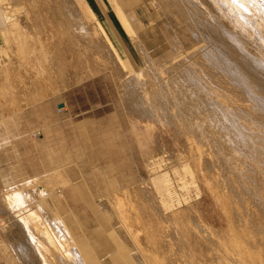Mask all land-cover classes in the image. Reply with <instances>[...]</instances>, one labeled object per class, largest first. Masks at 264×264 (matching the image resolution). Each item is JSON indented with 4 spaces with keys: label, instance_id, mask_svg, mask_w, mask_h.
Wrapping results in <instances>:
<instances>
[{
    "label": "rangeland",
    "instance_id": "obj_1",
    "mask_svg": "<svg viewBox=\"0 0 264 264\" xmlns=\"http://www.w3.org/2000/svg\"><path fill=\"white\" fill-rule=\"evenodd\" d=\"M58 1L23 0L20 4H25V8L20 15H24L22 18L20 16V20L22 19L21 23L26 24L31 40L33 38L31 45L35 55H32L28 63L35 64L36 59L41 61L47 53L46 56L49 57L48 54H50V57L54 58L60 68L59 71L56 73L46 65L48 68L42 71L43 75L41 76V73L36 72L37 76L28 66L25 69L11 66V76L0 78V107L1 105L4 108L15 106L13 95L6 94L7 89L5 88H10L11 82H18V80L20 86H23L24 80L31 86H40L41 92H60L67 87L74 86V92L84 93V95L77 94L75 98L96 102L85 106L89 108L84 112V114H87L86 118L80 119L83 128L81 127L82 130H79V133L76 132L74 126L72 128L70 125L66 129L65 135L60 137L61 141L57 143L58 154L60 153L59 149L63 150L64 148L63 152L70 153L73 157L72 162L59 166L53 174L23 176L7 174V164L10 166L16 165V152L9 149L4 150V144L0 143V191L6 187L9 188V186L23 187V193H25L23 198L27 202L26 204L24 202L25 206L36 209L42 221L50 224V226L56 224V216L53 214L54 209L49 207L48 203L50 202L47 199L43 200V198L46 193L45 197L48 195L53 197L60 204L57 207L59 214L61 213L63 219L67 220L66 222L71 229V231L68 229L69 232H64L66 229L62 226H65L59 225L58 232L63 231L61 233H64L61 239L66 243H70L72 240L73 244L71 246L77 244L97 264H134L135 262V264H138L139 261L141 262L139 264H149L146 263L143 255L140 254L141 252L135 249L134 246H132L133 248L130 247V237L127 236L124 228H121L123 225L118 220L119 217L114 216L117 214L116 207L113 203H110L114 193L125 190L129 186L139 187V185L145 186V189L149 192H154L168 212L189 205L191 207L190 217L193 214L194 219L208 223L215 231L216 236L213 238L215 240V253L212 255L205 240L208 237L207 234H200L194 222L189 221V223H186L185 221L184 225L187 230L185 232L189 237V250L193 254L196 264H215L212 259L216 260L221 255V250L227 253L232 252V250L238 252L236 245L231 246L232 250H227L222 246L223 241L231 243L233 240H235L234 244L242 245V248H245L244 251H250L246 255L249 261L248 264H251V260L260 259L264 255L263 250H260L264 249L260 240L261 237L252 236L251 233H248V236L245 231H249L248 227L251 223L249 220L253 218L257 222L259 214L255 211L256 206L254 203H251L252 214L243 205L244 183L241 182L242 186H239L230 182V188L225 187V190L223 189L228 193V198L232 202L229 206L230 210L228 209L230 214H228L226 209L217 201L211 187L201 178L197 167L196 154L190 151L186 137L183 134L173 133V128L170 125H162L157 121L147 125L140 122V119L130 118L126 114L118 90V84L123 79L121 77L122 72L111 60L105 43L94 50L89 46L85 48L80 38L71 32L68 35L65 33L68 37L59 33V22L61 18L64 20V17L59 9ZM175 1L178 0H77L79 5L86 10L87 15L108 27L114 37L116 47L120 48L122 52L124 50L123 53L127 56L130 55L128 60L125 55L124 58L129 63L131 62L133 68L137 70L141 66H145L139 50L140 46L143 47L144 45L143 48H146L154 62H157V65L160 62V64H163L164 59L171 55V51L178 48L177 42H181L186 49L198 47L195 44V42L197 43L195 37L189 31L191 30L188 27L190 22L185 21L184 16L177 9ZM2 3L3 10L6 12L10 1L8 0V3L4 5V0H2ZM35 12L40 14L41 19L37 18ZM120 14L126 20L130 18V22L129 19L127 22L133 34L136 33L135 36L138 37H136L137 42H135V45L121 25ZM1 18H3V13L0 3ZM43 25L47 28V34L52 35L44 42L46 46L43 44V47H40L36 38L40 35L39 37L43 40L45 30ZM74 38H77L78 41ZM120 39L129 52L125 51V46ZM140 41L142 45L139 43ZM2 42L1 37L0 45ZM72 42L77 46L79 45L76 46L77 49H75V45L74 48H70ZM80 43L82 44L80 45ZM137 44L139 49L136 46ZM36 47L43 50L39 51L40 48L37 49ZM68 49L70 51L72 49V52ZM35 50L44 53L40 54ZM73 50H77L76 53ZM179 57L182 58L183 55ZM2 64L4 67V57L2 58ZM110 68L114 69L111 70ZM42 97L44 95H41ZM3 116L0 113V119ZM86 123L92 125L88 127L85 125ZM156 145L160 146L159 150ZM242 149L245 152V148ZM245 158V161L250 163V159ZM235 163L237 162L233 161L234 166ZM63 168L65 170L62 171ZM234 170L237 169H234V167L233 169H227L225 167V169L219 168L215 171L220 174L221 178H225L229 176V173L231 175ZM34 176H39V178L34 180ZM257 178L260 180L259 176ZM257 178H255L256 183L259 182L257 187H261V182ZM38 184L47 190L46 193L40 195L34 192L37 190ZM140 195L141 192L139 191L138 198H141ZM132 199H135L134 195L129 198L130 201ZM141 202L136 204L138 216L143 219V223H147L148 226L152 227L153 235L156 236L155 239L162 241L160 236L167 233L163 227L164 223L161 222L148 202ZM239 205L244 207L239 208ZM0 210L3 211V209ZM130 211L133 212V210ZM4 212L6 211L0 213V264H56L50 255H43L34 241H31L29 233L23 223L20 222V219L13 216L9 217L10 211H8L9 214ZM237 213L239 217H242H240L239 222L237 221L241 225L240 230L241 232L245 231V236L242 237L246 238L249 244L247 242L245 244L237 236L238 231L234 228L237 224L235 222ZM244 213L245 215H243ZM123 218L127 219L126 223L128 225H132V215L127 214ZM75 222L79 227H76ZM68 233L72 237L71 239L67 235ZM35 234H37L35 237L41 235L38 230H35ZM255 238L259 241H254ZM166 249V247H160L161 251ZM135 250L138 253L134 252ZM131 252L135 253L136 259ZM176 255L173 257L178 262L179 256ZM233 258H235V264H242L241 259ZM182 260L185 262L187 258L182 257ZM176 264L182 263L178 262Z\"/></svg>",
    "mask_w": 264,
    "mask_h": 264
},
{
    "label": "bare ground",
    "instance_id": "obj_2",
    "mask_svg": "<svg viewBox=\"0 0 264 264\" xmlns=\"http://www.w3.org/2000/svg\"><path fill=\"white\" fill-rule=\"evenodd\" d=\"M9 1L10 4L7 5L6 9L7 19L17 18L21 23L20 14H22L25 4L20 3L23 0ZM176 3L177 9L180 10L185 21L190 22L188 27L191 30L189 31L195 37L197 41L195 44L198 47L186 49L181 42H177L178 48L171 51V55L164 59L163 64H160V62L157 65V62H154L146 48H143L144 45L139 47L137 44L136 46L140 48L138 49L145 63V66H141L138 70L134 69L131 62L127 61L130 55L127 53L129 55L127 56L123 53L124 50L122 52L120 48L116 47L114 37L108 27L87 15L86 10L79 5L77 0L58 1L59 9L64 17V20L61 18L59 22L60 31H58L63 36L70 34V32L76 35L83 43H80V45H84L85 48L89 46L95 50L102 43H105L111 60L122 72L121 77L123 79L118 84V90L126 114L130 118L140 119V122L147 125L152 124L153 121L160 122L162 125H170L173 128V133L183 134L186 137L190 151L196 154L197 167L201 178L211 187L212 193L214 192L217 197V201L226 209L228 214H230L228 209L230 210L229 206L232 202L228 198V193L224 191L225 187L230 188V182L239 186H242L241 182L244 183L245 186L242 192L243 205L252 214L251 203H254L256 206L255 211L259 214L257 222L253 218H249L251 223L248 227L249 231L245 230L246 235L251 233L250 235L252 236L261 237L260 240L264 248V220H262L264 218V0H178ZM35 15L41 19L38 12H35ZM120 15L121 25L135 45L138 37L135 36L136 33L135 35L133 34L127 22L128 19L130 22V18L126 20L122 14ZM23 24H20L21 27L24 26ZM44 28V32L42 30L44 33L43 40L39 37L40 35L36 38L40 47H43V44L45 45L44 42L52 35L47 34V28L43 25ZM120 41L125 46L121 39ZM74 45L75 43L70 48H74ZM76 46L75 49L79 45ZM125 49L127 51L126 46ZM40 50L43 49L40 48ZM76 51L74 52L76 53ZM31 52L33 53V51ZM70 52H72V49ZM39 53L41 54V52ZM75 53L74 55H76ZM152 53L154 54V52ZM48 55L47 66L50 70L57 73L60 68L54 58H51L50 54ZM180 55H183V57L180 58ZM43 59L46 60V58ZM38 62L41 66V70L39 69L38 71L42 76L44 64H40V61ZM111 65L113 66V64ZM156 146L157 149L160 147ZM242 148H245V152L242 151ZM245 157L250 159V163L245 161ZM233 161L237 162L235 166ZM225 167L227 169H233L234 167L237 170H234L235 172L233 171L234 173L232 172L231 175L229 173L228 177L221 178L220 174L215 170L219 168L225 169ZM257 176H259L260 180H258ZM38 178L39 176L33 177L34 180ZM255 178L261 182V187H257L259 182L256 183ZM145 188L142 185H139V187H126L125 190L114 193L110 203H113L116 207L117 214L114 216L119 217L118 220L123 225L121 228H124L127 236L130 237V247L134 246L135 249L141 252L140 254L143 255L146 263L176 264L180 262L182 264H196L193 259L194 256L189 250V237L185 232L187 231L184 225L185 221L186 223H189V221L194 222L200 234H207H205L208 236L205 240L208 243V248L212 255L215 253V240L213 239L216 236L215 231L208 223L194 219L192 217L193 214L190 217L191 213L189 211L191 207L189 205L168 212L162 206L159 197ZM36 189L34 191L33 188V191L40 195L47 191L39 184ZM139 191L141 192V198H138ZM23 194L25 195L23 187L9 186V188H4V190L0 191V209L7 213L10 211L9 217L13 216L20 219V222L23 223L29 233L31 241H34L43 255H50L56 264H97L76 243V246H71L73 244L72 240L70 243H66L61 239L64 233H61L63 231L58 232L59 225L65 226H62V228L66 229L64 232H69L71 229L66 222L67 220L65 221L61 213L59 214L57 207L60 204L53 197L50 195L45 197L46 193L43 198V200L47 199L50 202L48 203L49 207L54 209L53 214L56 216L57 225L53 223L54 225L50 226V224L42 221L36 209L25 206L27 202H25ZM133 195L135 199L130 201L129 198ZM140 201H142L141 203L148 202L161 222L164 223L163 227L167 233L160 236L162 241L155 239L156 236L153 235L152 227L148 226L147 223H143V219L138 216L136 204ZM238 207L243 208L240 205ZM130 210H133V212ZM3 211L0 210V213ZM6 212L4 213L6 214ZM127 214L133 216L132 225H128L126 223L127 219L123 218ZM196 215L198 217V214ZM240 217L237 213L236 221L233 218L237 223L234 228L238 231L237 236L244 243L247 242L249 244L248 240L242 237L245 236V231L241 232L240 230L241 225L238 223ZM74 224L76 225L77 223L75 222ZM76 227L79 226L76 225ZM35 230L40 232L41 235L39 237H35L37 235ZM67 235L69 236V233ZM69 237L70 239L72 238L71 236ZM257 241L259 240L257 239ZM233 242L223 241L222 246L227 250H232L231 246L236 245L238 252L232 250V252L227 253L221 250V255L216 260L212 259V262L214 263L215 261V264H235V258L233 257H236L239 260L241 259L240 262L242 264H248L249 261L246 255L250 251H244L245 248H242V245L240 246ZM106 246L103 248L105 249ZM161 246L167 249L161 251ZM260 250L264 252V249ZM134 252L131 253L134 255ZM176 254L179 256L178 262L173 257ZM182 257L187 258V260L184 262ZM263 257L264 255L260 259L251 260L250 262L251 264H264ZM134 258L133 260L136 259ZM139 263L141 262L139 261Z\"/></svg>",
    "mask_w": 264,
    "mask_h": 264
},
{
    "label": "crops",
    "instance_id": "obj_3",
    "mask_svg": "<svg viewBox=\"0 0 264 264\" xmlns=\"http://www.w3.org/2000/svg\"><path fill=\"white\" fill-rule=\"evenodd\" d=\"M0 3L3 13V18L0 19V42L1 37L3 40L0 45V78L11 76V66L20 69L28 66L36 74V69L37 72L41 70L38 62L40 59L36 60L38 63L32 65L28 63L34 54L31 52L33 51L31 45L33 38L30 40L26 25L23 24L24 26L21 27L22 23L19 19H7L2 0ZM7 3L8 0H4V5ZM47 57L45 56L46 60L42 58L40 61V64H44V70L47 68ZM23 86H20L19 80L18 82L12 81L10 88L5 89H7L6 94L17 95L13 100L16 101L15 106L4 108L1 105L0 107V113L4 115L0 119V143L4 144V150L9 149L16 152V165L7 164V174L22 176L53 174L59 166L72 162L73 157L70 153L63 152L64 148L59 149L58 154L57 143L61 141L60 137L65 135L70 125L72 128L74 126L76 132L79 133V130L83 128L80 119L86 118L87 114L84 112L89 108L85 106L92 105L96 101L81 98L79 101L75 98L76 95H84V93L74 92V86L67 87L60 92H41L40 86H31L26 83V80L23 81ZM41 95L44 97L41 98ZM85 125L90 127L92 124L86 123Z\"/></svg>",
    "mask_w": 264,
    "mask_h": 264
}]
</instances>
